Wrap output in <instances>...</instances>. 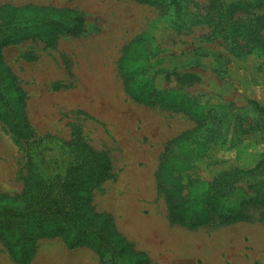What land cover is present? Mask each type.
Segmentation results:
<instances>
[{"label":"rangeland","instance_id":"rangeland-1","mask_svg":"<svg viewBox=\"0 0 264 264\" xmlns=\"http://www.w3.org/2000/svg\"><path fill=\"white\" fill-rule=\"evenodd\" d=\"M156 1L0 0L73 9L84 18L78 34H59L52 45L33 31L3 47L9 93L36 138L84 140L108 153L110 176L93 205L112 216L145 264H264L263 208L240 204L255 195V183L264 190V175L239 180L219 200L218 214L192 228L170 220L164 193L179 188L187 200L182 215L197 217L210 181L263 157L264 128L249 101L264 106V55L234 56L203 25L177 30ZM209 127L222 141L205 140ZM26 147L0 119V191L24 189ZM237 209L241 220L220 217ZM36 233L0 240V264H47V253L50 264H101L88 246L68 248L62 237Z\"/></svg>","mask_w":264,"mask_h":264},{"label":"trees","instance_id":"trees-1","mask_svg":"<svg viewBox=\"0 0 264 264\" xmlns=\"http://www.w3.org/2000/svg\"><path fill=\"white\" fill-rule=\"evenodd\" d=\"M190 1L156 2L164 3L171 25L177 30L190 31L203 25L209 29L208 38L222 41L234 56L254 52L264 55V11L258 10L264 0L231 4L205 0L202 5L192 1L189 8ZM257 1L262 4L258 5ZM83 23L82 14L73 9L0 3V119L17 140L27 145L24 189L17 194L0 191V240L10 244V240L17 241L34 230L36 237L48 234L62 237L68 248L83 245L92 248L101 264H145L143 255L134 252L115 229L112 216L97 211L93 205L94 191L110 176L112 161L108 153L94 149L84 140H64L55 135L36 138L27 118L13 101L14 93H9L12 84L1 67L3 47L27 38L33 31L52 45L59 34H78ZM15 93L16 100L21 101L22 93ZM249 104L264 128V106L254 100ZM220 136L217 129L209 127L205 140L221 138L222 141ZM255 175H264V155L248 170L236 169L210 181L205 191L206 206L199 209L197 217L189 219L182 215L187 200L181 196V190L165 191L170 220L186 228L207 223L213 214H218L219 200L228 199L239 180ZM254 186H258L255 195L240 204L263 208L264 216V190L261 183ZM220 217L235 222L244 216L237 209ZM19 252L21 260L27 258L23 248Z\"/></svg>","mask_w":264,"mask_h":264},{"label":"bare ground","instance_id":"bare-ground-1","mask_svg":"<svg viewBox=\"0 0 264 264\" xmlns=\"http://www.w3.org/2000/svg\"><path fill=\"white\" fill-rule=\"evenodd\" d=\"M46 257H47V259H49V262H47V264H50V253L48 254H46Z\"/></svg>","mask_w":264,"mask_h":264}]
</instances>
